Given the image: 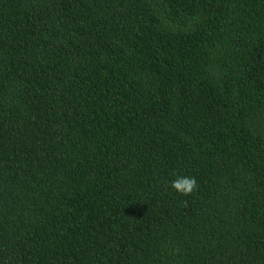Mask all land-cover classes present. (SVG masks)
Masks as SVG:
<instances>
[{
	"label": "trees",
	"instance_id": "1",
	"mask_svg": "<svg viewBox=\"0 0 264 264\" xmlns=\"http://www.w3.org/2000/svg\"><path fill=\"white\" fill-rule=\"evenodd\" d=\"M0 264H264V0H0Z\"/></svg>",
	"mask_w": 264,
	"mask_h": 264
},
{
	"label": "clouds",
	"instance_id": "2",
	"mask_svg": "<svg viewBox=\"0 0 264 264\" xmlns=\"http://www.w3.org/2000/svg\"><path fill=\"white\" fill-rule=\"evenodd\" d=\"M170 186L176 192L182 195H190L197 189V181L195 177L179 176L170 182Z\"/></svg>",
	"mask_w": 264,
	"mask_h": 264
}]
</instances>
